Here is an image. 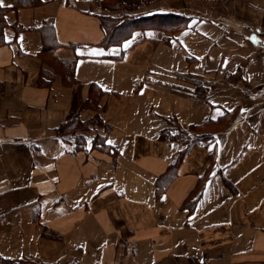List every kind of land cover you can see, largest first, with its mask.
Masks as SVG:
<instances>
[{"label": "crops", "instance_id": "obj_1", "mask_svg": "<svg viewBox=\"0 0 264 264\" xmlns=\"http://www.w3.org/2000/svg\"><path fill=\"white\" fill-rule=\"evenodd\" d=\"M17 1L0 6V264H264V0H158L132 14L174 29L110 46L100 16L124 12L104 0ZM74 110L89 128L60 136ZM168 118L188 143L159 138Z\"/></svg>", "mask_w": 264, "mask_h": 264}, {"label": "trees", "instance_id": "obj_2", "mask_svg": "<svg viewBox=\"0 0 264 264\" xmlns=\"http://www.w3.org/2000/svg\"><path fill=\"white\" fill-rule=\"evenodd\" d=\"M108 1L110 0H104L102 9L104 11H122L124 14L122 16H113V15H101L100 20H101V28L104 32V39H103V44L106 46L110 45H119L121 44L125 39H127L134 30L136 29H158V28H163V29H174V27L177 26V23L172 22L171 20H168L169 17L173 16L171 14H151L147 16H136L132 14L133 11L141 9L153 2H156L158 0H117L115 6L113 8L108 7L106 4L109 3ZM19 2L16 0V4ZM180 17V16H178ZM176 24V25H175ZM2 37V33L0 30V40ZM4 42V41H2ZM0 41V43H2ZM201 86V85H200ZM199 85L197 86V91L200 90ZM102 94V91L99 90V95ZM77 99L74 96V102ZM93 104L92 106L97 105V100L96 98H91L89 97L86 101L82 102V104L79 106V110H82L83 108ZM77 104H78V99H77ZM96 104V105H95ZM98 117V116H97ZM99 118V117H98ZM168 122V127L164 128L160 132L159 138L167 141L169 143H182L186 144L188 143L190 139L191 133L184 129L182 125L174 118H168L166 119ZM85 125L87 128H85ZM89 125L85 123L84 121L81 120L79 112L72 111L70 115L68 116V119L57 129V133L61 136L62 134L69 133L75 135L74 132L77 129H88ZM76 140V146H84L85 139L83 136H75ZM81 142V143H80ZM100 147V148H110L106 144V139L100 135L96 136L94 139V146ZM187 152V149L182 150L179 154V157L174 164L173 167H176L179 162L184 158L185 154ZM169 177H166L168 179ZM168 181L164 180V183H161V179L157 180V191L158 193H161L162 191L165 190L167 187ZM191 202V203H190ZM189 205L190 210L193 209V206L195 204L193 198L186 203V205Z\"/></svg>", "mask_w": 264, "mask_h": 264}, {"label": "rangeland", "instance_id": "obj_3", "mask_svg": "<svg viewBox=\"0 0 264 264\" xmlns=\"http://www.w3.org/2000/svg\"><path fill=\"white\" fill-rule=\"evenodd\" d=\"M109 3H107L106 5L108 6V7H111V8H113L114 6H115V4H116V2H117V0H110V1H108ZM153 3H155V2H153ZM152 4V3H151ZM150 5V4H149ZM100 98V95H98V94H96V100L97 99H99ZM96 109H98V107H96ZM96 124H98L99 126H104L106 129H108V125L106 124V123H104V121L99 117H97L96 116ZM85 128H87V126L85 125ZM79 141V140H78ZM77 141V142H78ZM81 143V142H80Z\"/></svg>", "mask_w": 264, "mask_h": 264}, {"label": "snow or ice", "instance_id": "obj_4", "mask_svg": "<svg viewBox=\"0 0 264 264\" xmlns=\"http://www.w3.org/2000/svg\"><path fill=\"white\" fill-rule=\"evenodd\" d=\"M0 6H3V0H0ZM111 143V142H109Z\"/></svg>", "mask_w": 264, "mask_h": 264}]
</instances>
